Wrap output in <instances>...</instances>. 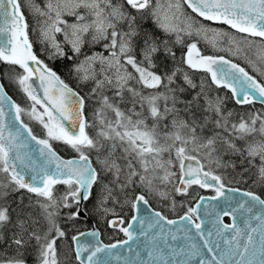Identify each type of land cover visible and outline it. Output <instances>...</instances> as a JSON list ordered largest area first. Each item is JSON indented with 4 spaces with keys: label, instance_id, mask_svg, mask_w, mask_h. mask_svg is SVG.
<instances>
[{
    "label": "snow or ice",
    "instance_id": "snow-or-ice-1",
    "mask_svg": "<svg viewBox=\"0 0 264 264\" xmlns=\"http://www.w3.org/2000/svg\"><path fill=\"white\" fill-rule=\"evenodd\" d=\"M183 3L204 20L226 24L243 35L237 38L227 32L192 23L177 27L169 22L167 15L160 14L159 0L155 4L153 0H125L124 4H114L113 0H47L43 8L33 5L35 13L43 18L39 29L41 42L54 49L49 59L66 56L64 48L56 40L57 33L63 34L64 43L71 46L73 54L81 52L86 43L85 36L89 34V42L102 43L107 53L85 57L73 69L81 81L93 82L91 95L99 96L100 107L94 113L95 124L90 125L84 116L85 98L33 52L28 38L29 25L21 11L20 0H0V61L22 69L15 82L32 101L28 115L43 126L47 135L46 139L33 135L32 129L21 119L25 110L11 100L0 83V173L6 174V181H0V200L6 199L10 192L24 189L47 201L41 204L46 224L43 230L39 220L24 215L13 220L9 208L0 206V239H4L5 233H10L9 246L15 245L17 252L16 256L0 260V264H26L24 253L29 246L36 249L38 264H59L56 241L66 237V231L57 220L60 211L75 208V211L66 213V219H79L84 211L81 205L90 199L94 185L101 188L97 207L104 214L116 216L114 209L106 207L109 201L120 203L119 194L127 197L129 192L135 193L137 189H140L139 194L133 195L128 202L137 214L141 205L148 214L143 218L132 216L127 226H124L122 218L110 219L108 226L118 229L126 237L116 243L104 244L98 231L73 235L71 240L79 264H110L105 257H113V249L134 239L130 229L136 223L141 230L145 224L148 229H159L152 236V241L169 235L176 240V232H183L184 238L191 242L179 252L172 249L173 256L199 257L198 264H264V199L251 191L227 187L223 177L211 170L205 171L199 159L200 149L207 150L205 154L211 156L218 150L219 143L225 154L238 155L241 165L246 162L256 167L257 181L264 183V142L248 143L245 147L235 143L257 131L264 135V114L231 122L232 113L224 111L223 100L218 96H208L203 85L191 99L182 98L186 89L177 83L178 70L171 73L153 71L157 67L155 61L161 55L175 60L176 53L167 40L142 31L135 14H150L165 34H176V43L184 42L181 33L189 38L195 37L197 42L186 45L184 62L189 68L209 74L216 87L228 89L237 104L254 103L257 95L253 93L258 94L264 103V82H258L244 67L228 58L242 53L247 55L245 49L252 50L253 44L257 43L249 38L258 37L256 58L264 62V0H183ZM125 4L134 12L126 10ZM167 7L180 12L181 5L179 2L169 3ZM67 16L75 17V20L69 23L65 19ZM175 19L178 17L174 13ZM199 40L226 55H202L197 48ZM138 44L142 59L136 55ZM67 59H72V56H67ZM184 81L190 88L197 87L187 75ZM144 89L150 91L145 93ZM106 90L113 93L112 97L104 94ZM126 93L131 103L127 111L120 107L125 102ZM179 105H183V109ZM137 106L141 111H137ZM108 111L113 113V118L108 117ZM65 122L71 127H67ZM91 126L98 127L95 137L86 131ZM29 141L39 146L37 151L42 158L39 165L33 164L31 157L22 152L29 147ZM50 141L68 145L78 154V159L61 158ZM189 144L192 145L191 152L196 155L189 152ZM118 150L120 155H117ZM173 150L180 169L175 181L176 174L169 170L173 161L162 159L163 153ZM93 152L96 153L95 165L98 167L91 159ZM257 158L259 165L255 164ZM244 171L248 168L245 167ZM58 184L67 188L60 197L54 195ZM160 185H165L163 190ZM167 185H172L171 191ZM193 186L212 189L216 195L208 199L224 198L231 207V211L215 213L213 228L207 233L198 212L205 207L204 204L189 206L186 213L175 220L153 210L147 199V194L152 193L162 200H170L175 210L176 201L172 194L186 196ZM226 192L239 194L241 199L235 200L236 206H232L233 197L226 196ZM204 200V197H199V201ZM241 209L246 214L241 221L242 226L236 223L237 217L233 215ZM256 209L260 211H254ZM210 214L205 211V216ZM225 216L230 217L232 223H224ZM181 221L187 223L176 227V232L165 228V225H180ZM192 229H195L194 233ZM142 234L148 236L146 231ZM195 237L202 241V245L195 242ZM205 249L211 259L204 258ZM136 255L138 257L139 253ZM148 256L150 261L158 259L160 264H170L161 250H150ZM114 258L119 259V256ZM175 264H190V261H176Z\"/></svg>",
    "mask_w": 264,
    "mask_h": 264
},
{
    "label": "trees",
    "instance_id": "trees-1",
    "mask_svg": "<svg viewBox=\"0 0 264 264\" xmlns=\"http://www.w3.org/2000/svg\"><path fill=\"white\" fill-rule=\"evenodd\" d=\"M29 0H20L21 3V11L24 13L25 19L29 25L28 28V38L29 41L33 45V52L37 54L38 58L41 59L49 68H51L53 71L57 73V75L62 79L66 84H68L74 91L78 92L82 97L85 98V107H84V116L86 120L89 122L90 125L93 124L94 118L93 117V111L91 108V105L94 104L95 100L99 99V96L91 95V90L93 88V85H91V82L89 81H81L77 78L76 73L73 71L74 67L77 65L79 57H81V53L79 54H73L70 47L65 45L63 46L66 56L65 57H55L52 59H49V56L51 54V51H48L47 47L40 49L39 41L40 34L38 31H36V25L33 19L32 20V14L30 13L28 5ZM115 3H121L124 4L125 0H113ZM27 4V5H26ZM125 8L128 11H133L130 9L129 6L125 4ZM137 15V22L141 28L142 31H146L150 34H154L157 37L167 40L169 46L173 49V51L176 53L175 60L168 59L164 57L163 55L160 56L158 60L155 61L157 67L154 69V71H157L158 73L166 72L171 73L173 70H178L179 74L177 76L179 79L177 80V83L182 85L186 91L182 93V98L191 99L192 96H194L197 93L198 86H201L202 82H197L195 85L197 86L195 89L190 88L185 82L181 80L182 75L181 74H192L194 75V79L201 78L205 81V84L208 85V87L211 89L212 92H214L215 85L211 83V80L209 79V75L205 72L190 69L186 63L185 60V52L187 51L186 45L188 44L186 41L184 43H176L175 39L170 36L166 35L160 29H158L155 25V23L152 21V17L150 14H139L135 13ZM68 21L70 19H67ZM99 50V49H97ZM136 55L138 59H140L142 56L140 55V46L137 45L136 49ZM67 56H72V59H67ZM143 58V57H142ZM22 72V69H19L18 66L9 65L4 63L3 61H0V79L2 84L4 85V88L6 92L9 94V96L15 101L16 104L20 105L24 110L25 113L22 114L21 119L25 124L28 125L32 129L33 135L37 136L40 139H46L47 135L45 130L41 127V125L34 121L28 113H30V109L32 106V101H30L25 93L21 90V88L18 86V84L15 82V78L17 75H19ZM177 72V73H178ZM192 89V90H191ZM105 95H108L109 97H112L113 93L109 90H106ZM128 94H125V99L128 98ZM221 98L224 100L223 108L224 111H230L234 112L235 116L244 117L241 114H244L247 112L250 113L249 109H246L244 107L237 106L232 98V95L230 92H228L225 88H221ZM181 109H183V105H179ZM251 110V109H250ZM239 118H230L231 122H239ZM92 127V126H91ZM91 127H88L86 131L90 136L91 135ZM250 138L251 135H247V138ZM50 143L53 145V148L56 150V152L63 158H72V157H78V154L71 149L68 145L58 142V141H50ZM238 146L243 147L244 144H238ZM229 155V154H228ZM91 154V158H92ZM229 158L230 162L228 164L232 166L233 164L236 165L237 163H240V158L237 156H231L224 157V159ZM227 164V162H224ZM249 171L245 172L244 168L241 170L235 171L238 181H241L236 188H239L244 191H251L255 194L259 195L262 199H264V183L258 182V181H251V179H254V173L255 170H253L252 173L250 171L252 169H249ZM248 175V176H247ZM251 175V176H250ZM2 178L0 181H6V174H1ZM234 177V175L232 174ZM252 177V178H251ZM195 190V188H191L192 190ZM67 191V188L63 184H58L55 186L54 189V195L56 197L62 196ZM198 189L196 188V193ZM138 192V191H136ZM135 192V193H136ZM95 190L92 189V194L90 196V199L86 201L83 205V209L87 215L86 219H77L75 221H68L66 219V213L69 211H75V208L73 209H65L62 211V213L58 216L60 219L62 218V224L59 222L60 227L66 231V237L60 238L56 241V247H57V258L59 260V264H78L75 260V256L73 254L72 249V240L71 237L75 234H78L79 232H84L89 229L90 222H94L98 229L102 230V223L99 219H96L95 216L92 214V209L95 206ZM21 195H28L29 194L24 191L23 189L15 192H10V195L4 199L0 200V203H6L7 207L9 208L10 214L13 218V220L16 219L18 215H24L29 216V214L33 215V208L31 207V204L28 202H25L23 199V196ZM134 195V193H133ZM33 218V217H32ZM105 224V223H103ZM10 233L4 234V239H0V250L6 251L7 253H17L15 245L9 246L8 236ZM113 239H109L107 234H102L101 232V239L104 243L110 244L113 242L121 241L123 239V236L121 233H116L112 236ZM33 254V255H32ZM24 259L26 260V264H37L36 256L34 255V251L29 246L27 252L24 253Z\"/></svg>",
    "mask_w": 264,
    "mask_h": 264
},
{
    "label": "rangeland",
    "instance_id": "rangeland-1",
    "mask_svg": "<svg viewBox=\"0 0 264 264\" xmlns=\"http://www.w3.org/2000/svg\"><path fill=\"white\" fill-rule=\"evenodd\" d=\"M46 2H47V0H29L28 1V7H29V10H30V13L33 15L32 17V20L33 19H35L34 20V22H35V25H36V31H38L39 32V29H40V22L42 21V17H40V16H38V14H36L35 13V11H34V9H33V5H36V6H39V7H41V8H43L44 6H45V4H46ZM157 2V0H153V3L155 4ZM177 2H179L180 3V5H181V7H180V12H176L175 11V9L173 8L172 10H169L168 9V7H167V5L169 4V3H171V4H175V3H177ZM114 4H116L115 2H113ZM159 3H160V5H161V9H160V14L161 15H167V17H168V20H169V22L170 23H174L177 27H183V26H185L186 24H188V23H192V24H195V25H197L198 26V24L196 23V18L191 14V12L185 7V5H184V3H183V0H159ZM80 11L81 12H84V9H80ZM175 13V15L178 17V19H175V20H173V14ZM181 13H182V15H181ZM65 19H70L69 20V23H71V22H73L74 20H75V17H73V19H71V16H67V17H65ZM157 25V24H156ZM158 27V26H157ZM158 29H160V28H158ZM160 31H162L161 29H160ZM163 32V31H162ZM164 33V32H163ZM40 34V33H39ZM166 35H168V34H166ZM170 36H172L175 40H176V34L175 33H173V34H170ZM181 36H182V39H183V41H186L187 43H192V42H197L196 41V38L195 37H193V38H189L188 36H186V35H184L183 33H181ZM233 36V35H232ZM235 37H237V38H239L238 36H235ZM250 39V38H249ZM56 40L58 41V42H60V44H61V46L63 47V46H65V45H67V46H69L70 48H71V46L70 45H68V44H66V43H64V36H63V34L62 33H57L56 34ZM254 41H256L257 43H254L253 44V48H252V50H247V48L245 49L246 50V52H247V55H245V54H241V55H239L238 57L237 56H229V58L230 59H234V60H236V61H238L239 63H241L242 65H244L245 67H247V68H249V70L251 71V72H253L254 74H256L257 76H259L263 81H264V62H261V61H259V60H257V58H256V52H257V50H258V48H259V40L258 39H253ZM85 41H86V43L84 44V46L81 48V57H79V60H78V63L77 64H79V63H81L82 61H84L85 60V57H88V56H92V55H94V54H97V53H103L104 55H107V53L104 51V48H103V46H102V43H97V44H93V43H90L89 41H90V34L89 35H87V36H85ZM202 42L203 43H206V42H204L203 40H202ZM184 43V42H183ZM39 44H40V49H43V48H45V47H47V49H48V51H51V53L54 51V49H52L51 47H49L48 46V44L46 43V42H41V41H39ZM208 47L210 48L211 46H209L208 45ZM197 48L199 49V47L197 46ZM97 49H99V50H97ZM200 50V49H199ZM200 52H201V50H200ZM224 53V52H223ZM225 54V53H224ZM186 65H187V63H186ZM188 66V65H187ZM95 67L97 68V70L99 69V64H97V65H95ZM190 69H192V68H190ZM196 70V69H195ZM129 71H132V69L129 67ZM173 71H176V70H173ZM178 72V71H177ZM177 74H179V72L177 73ZM89 82H91V85H93V87H94V84H93V82L91 81V80H89ZM132 83H134V82H132ZM136 87L139 89L140 88V86L139 85H136ZM203 88H204V86H203ZM205 90V89H204ZM145 93H147L148 91H150V90H147V89H144L143 90ZM206 91V90H205ZM209 96V95H208ZM212 96V95H211ZM210 96V97H211ZM218 95H216V96H213L212 98H215V97H217ZM219 97V96H218ZM129 97L128 98H126L125 99V102L124 103H121L120 104V107H121V109L122 110H125V111H127V109L128 108H130L131 107V103L129 102ZM222 99V98H221ZM223 100V99H222ZM223 103H224V100H223ZM33 106V105H32ZM32 106H31V108H32ZM100 107V105H99V99H97V100H95V102H94V104H92L91 105V108H92V111H93V117H94V113H95V111L98 109ZM37 108L39 109V106H37ZM31 110V109H30ZM40 111H42V109H39ZM137 111H141V109L139 108V106H137ZM250 111V110H249ZM228 112H230V111H226V113H228ZM230 113H232V115H231V119L232 118H244L245 120H248L249 119V117L251 116V113H249V112H247V114L246 113H244V114H241V115H243L244 117H239V116H235L234 115V112H230ZM146 114V113H145ZM107 115H108V117L109 118H113V113H111V111H108V113H107ZM135 118V117H134ZM33 119V118H32ZM34 121H36V122H38L37 120H35V119H33ZM39 123V122H38ZM148 123L149 124H151V120L149 119L148 120ZM40 124V123H39ZM95 124V118H94V122H93V124L92 125H94ZM41 125V124H40ZM41 127L43 128V126L41 125ZM94 127L95 126H92L91 127V135L93 136V137H95L96 136V133H97V131H98V127H96V129H94ZM256 127H257V129L259 128V121H257V125H256ZM44 129V128H43ZM45 130V129H44ZM169 130H171V129H169ZM161 131H163V129H161ZM45 132H46V130H45ZM224 135H227V133H224ZM258 137H261V139L262 140H259V138ZM264 140V135H261L258 131L256 132V134L254 135V134H251V137L249 138H247V136H245L244 137V139H239V140H236L235 141V143L238 145V144H241L242 143V145L244 144V146L243 147H245L248 143H260V141H263ZM164 141H163V139H161V143H163ZM187 148H188V150H189V152H191V149H192V145L191 144H189L188 146H187ZM217 151L216 152H214V153H212V155L211 156H208V155H206L205 153H206V151L207 150H205V149H200L199 150V158H202V159H204L205 161H206V164L207 165H210V163L211 162H214L215 163V161H218L217 160V155L221 152V164H222V166H221V170L223 171V172H225V170L224 169H228L227 167V165H225V163L224 162H228V161H230L229 160V158H226V159H224V157H229V155H231V156H237V157H239L238 155H236V154H232L231 152H228L227 154H225L224 153V150H223V146L222 145H220L219 143L217 144ZM191 154L192 155H196V153L195 152H191ZM229 154V155H228ZM117 155H120V153H119V150L117 151ZM92 156L95 158L96 157V154H95V152H93L92 153ZM164 155H162V159H164ZM175 157H176V155H175ZM240 158V157H239ZM211 161V162H210ZM240 162V161H239ZM256 164V163H255ZM174 165V164H173ZM224 167H226V168H224ZM232 167V166H231ZM245 167H247V168H249V169H252L251 171H250V173H252L253 172V170H255V173H254V175H252V176H255V174H256V172H257V170H256V167H251V166H249V165H247V163L245 162V164L244 165H241V163H237L236 165H235V167H234V170L235 171H237V170H241L242 168H245ZM176 168H177V178L179 177V174H180V172H179V161L178 160H176ZM169 170L171 171V172H174L173 170H172V166H171V168H169ZM249 171V170H248ZM245 172H247V171H245ZM1 174L2 173H0V179L2 178V176H1ZM161 175H162V172H161ZM248 176V175H247ZM251 176V175H250ZM257 176V175H256ZM168 186H170V185H167V187ZM160 187H161V189L163 190L164 188L160 185ZM191 188H193V187H191ZM191 188H189L188 189V195H186V196H184V195H179V194H175V193H173V195H174V198L173 199H175V201H176V203L178 204H176V207H175V210H173L172 209V211L173 212H176L177 214H180V213H182V212H184L185 211V208H186V203H188L189 202V200H191V198H193V196L195 195V194H200V193H196V190H192L191 191ZM138 190H140V189H137V191ZM171 191V190H170ZM132 192H129V194H128V196L127 197H125V195L124 194H119V201H120V203H116V204H114V203H112L111 201H109V203L106 205V207H108V208H110V209H114L115 210V208H116V210H118V211H120L121 213H123L122 211H121V209H122V207H125V210H126V208L129 206V200H131L132 199V194H131ZM21 196H26V195H21ZM99 196H100V193H99ZM99 196H98V194H97V203H96V205L93 207V209H92V214H93V216H95V218L96 219H99L100 221H101V223H103L104 222V216L106 215V214H104L101 210H98V207H97V205H98V199H99ZM190 197V198H189ZM95 200V201H96ZM32 201V200H31ZM29 201L30 203H31V206H33V207H35V205H39V210H37V209H35V210H33V215H31V214H29V216H31V217H33V218H35V219H37V220H39L40 221V226H41V228H42V230H43V228L44 227H46V224H45V221H44V211H43V209L41 208V204H42V201H45L43 198H41V197H37V199H35V202L34 201ZM45 202H47V201H45ZM0 206H5V207H7V205H6V203L4 204V203H0ZM166 209H168V207L166 208ZM65 209H61V211H60V214L62 213V211H64ZM169 210V209H168ZM184 210V211H183ZM57 220H58V223L60 222H62V218L60 219L59 217L57 218ZM62 224V223H61ZM34 243V242H33ZM31 248L33 249V251H34V255L36 256V260H37V255H38V253H37V251H36V249L34 248V247H32L31 246ZM33 255V254H32ZM37 264H38V260H37Z\"/></svg>",
    "mask_w": 264,
    "mask_h": 264
},
{
    "label": "water",
    "instance_id": "water-1",
    "mask_svg": "<svg viewBox=\"0 0 264 264\" xmlns=\"http://www.w3.org/2000/svg\"><path fill=\"white\" fill-rule=\"evenodd\" d=\"M185 5L187 6V4H185ZM188 9L191 11L190 8H188ZM193 14L195 16H197L196 13H193ZM197 17L200 18V19H202V20H204L202 17H199V16H197ZM205 21H208V20H205ZM0 22H2V21H0ZM208 22L213 23V24H221V25L227 27L229 30H231V31H233V32H235L237 34L243 35L241 33L236 32L234 29H231L226 24L216 23V22H213V21H208ZM254 39H259L260 40V38H258V37L257 38H254ZM0 83H2L1 82V79H0ZM253 94L254 95H257V99L254 102V104H258V105H261V106L264 107V103H261L260 98L258 97V94H255V93H253ZM7 95L9 96L8 93H7ZM11 100L14 101L12 98H11ZM233 100L235 102V98H233ZM235 104L238 105V106L245 105V104L240 105V104H237L236 102H235ZM65 125L67 127H71L70 125L67 124V122H65ZM25 135H27V134L25 133ZM38 147L39 146L36 145L35 142L29 141V147L27 149H23L22 150V152H26L28 154V156L31 157L32 162L35 165H39L42 162V158L39 156V153L37 151ZM61 158H63V157H61ZM63 159H65V160H67V159H78V157L63 158ZM185 163H188V162L186 161ZM231 188H233V187H231ZM202 190H212V189H202ZM24 191H26V190H24ZM27 193H29V192H27ZM29 194L35 195L33 193H29ZM225 195L226 196H229V197H233L232 206H236L235 205V200L236 199H241V197L237 193L226 192ZM204 198H205L204 201H198L197 203H202V204L205 205V207H201L198 210V212H199V215L204 220V230H205V233H207V231H209V230H211L213 228V224H214L215 219H216L215 213L220 212L222 214V210H229V211H231V207H230L229 203L227 201H225L224 198H220L219 200H210L207 197H204ZM84 203H86V201H84L82 203V205H81L82 208H83ZM206 210L208 212H210L211 214L205 216V211ZM254 211L259 212L260 209H256ZM147 214L148 213H146V210H145V208H144L143 205H141L139 214H137L133 210V216L134 215H139L141 218H143ZM233 215H235L237 217L236 223L237 224H241V221H242L243 217L246 214L241 209V210H238V211L234 212ZM86 218H87V215H86L85 211H83L81 213V216H80L79 219H83L84 220ZM225 219L228 220V223H232V220H231L230 217H227V216L223 217V222L224 223H226L224 221ZM175 220H179V218H177ZM129 222H131V219L129 220ZM186 223H187L186 221H181L180 222V225H177L175 227L174 226L165 225V228L166 229H171L172 232H176V227L182 226V225H184ZM255 223H256V221L253 220V224H255ZM241 226H242V224H241ZM189 227H191V226L189 225ZM90 231H98L99 232V230L96 228V226H95V224L93 222H90L89 229L86 230V231H84V233H87V232H90ZM130 231L133 233L134 239L131 240V241H129V243L127 245H124L123 247H120V248H117V249H113L112 250L113 257H105V259H108L110 261V264H125L126 261L128 262V264H160V261L158 259H153L151 261L149 260L148 252L150 250H153V249L161 250L163 252V255H164L165 259L169 260L170 264H175L176 261H182V260H189L190 261V264H198V262H199V257L189 258L186 255H176V256H173L172 255V249H175L177 252H179V250L181 248H185L186 249L187 248V245L191 242V241H188V240H186L184 238V233L183 232H176V235H177V239L176 240H172L171 236L169 235V236H166L164 239H156L155 241H152L151 240L152 236L153 235H156L159 232V229L158 228L148 229L147 228V225L145 224L144 229L141 230L140 227H139V224L136 223V224L133 225V227H132V229H130ZM145 231L148 233V236L147 237H145L142 234ZM192 231L194 233L195 229H192ZM81 239L83 240L85 238L82 237ZM87 239L91 240L92 238L91 237H88ZM99 239L101 240V236L100 235H99ZM125 239H126V237H125ZM194 240H195V242L197 244L202 245V241H200L198 237H195ZM72 248H73V253L75 255V245L73 243H72ZM129 248L132 249L131 252L128 251ZM203 252H204V258L205 259H211V257L207 255L206 249L203 250ZM137 253H139V256L138 257L136 255ZM83 255L86 256L87 253H84ZM115 256H119V259H115L114 258ZM77 263L79 264V261H77Z\"/></svg>",
    "mask_w": 264,
    "mask_h": 264
},
{
    "label": "flooded vegetation",
    "instance_id": "flooded-vegetation-1",
    "mask_svg": "<svg viewBox=\"0 0 264 264\" xmlns=\"http://www.w3.org/2000/svg\"><path fill=\"white\" fill-rule=\"evenodd\" d=\"M189 10V9H188ZM193 15V14H192ZM195 18H196V23L198 24V26H200V25H203V26H206L207 28H210V29H215V30H220V31H224V32H227V33H229L230 35H233V36H238V37H241L242 35H239V34H237V33H235V32H232L231 30H229V29H227L226 27H224V26H222L221 24H213V23H210V22H208V21H205V20H201V19H199L198 17H196L195 15H193ZM152 17V16H151ZM208 45L209 44H207V43H203L202 41H200L199 40V42L197 43V46L199 47V49L201 50V54L202 55H226V54H224L223 52H221V51H218V50H216V49H213L212 47H208ZM210 46V45H209ZM186 53H187V51L185 52V56H186ZM229 58V57H228ZM140 59H142V57L140 58ZM230 59V58H229ZM233 60V62H235V63H237V64H239V65H241V66H243L244 68H245V70L249 73V74H252V76H254L256 79H257V81L258 82H264L259 76H257L256 74H254L253 72H251L250 70H249V68H247V67H245L244 65H242L241 63H239L238 61H236V60H234V59H232ZM153 71H154V69H153ZM182 75V77H181V80L183 81V82H185L184 81V76L185 75H187L188 76V78L192 81V83L193 84H196L197 82H202L203 84V86H204V89L206 90L205 92L207 93V95H209V96H211V97H213V96H216V95H218L220 98H221V87L220 88H218V87H216V85L214 86L215 87V91L214 92H212V88L210 89L209 87H208V85L207 84H205V81L203 80V79H201V78H196V80L194 79L195 77H194V75H192V74H190V73H186V74H181ZM209 75V74H208ZM209 79L211 80V78H210V75H209ZM198 90H197V92H200L201 91V86H198V88H197ZM162 90V89H161ZM192 90V89H191ZM238 106V105H237ZM239 107H244V108H246V109H251L250 110V113H251V115H255V114H264V107L263 106H261V105H258V104H254V103H252V104H245V105H243V106H239ZM94 129H96V126L94 127ZM254 135L256 134V132L255 133H253ZM259 138V140H262L261 139V137H258ZM260 142H264V140L263 141H260ZM96 154V153H95ZM162 155H164L165 157H164V159L163 160H169V159H171L172 161H173V164L174 165H172V170L174 171V173L176 174V176L173 178L174 179V181L176 180V178H177V168H176V157H175V151L173 150L171 153H168V152H165V153H163ZM92 160H93V162H94V166H97L98 167V165H95V160H96V157L94 158V157H92L91 158ZM200 160H201V163L204 165V170L205 171H208V170H211V171H213L215 174H217V175H220V176H222L223 177V180H224V183L226 184V186L227 187H235V186H237V181L239 180V179H237V176H236V173H235V170H234V167H231L229 164H228V162H230V161H228L227 162V164H225V165H227L228 167V169H224L225 170V172H223L222 170H221V166H222V164H221V152L217 155V160L218 161H215V163L214 162H211L210 163V165H207L206 164V161L204 160V159H202V158H199ZM259 158H257L256 159V161H255V163H256V165H259ZM169 168H171V166L169 167ZM224 168H226V167H224ZM256 170H257V168H256ZM179 172H180V169H179ZM232 174L234 175V177L232 176ZM257 172H256V174H255V176H254V179L252 178L251 179V181H257ZM106 182V181H105ZM240 182H242V180L241 181H238V185L240 184ZM163 188L165 187V185H161ZM177 186H178V184H177ZM171 188H172V185H170V186H168V190L170 191L171 190ZM193 188H195V190H196V188L198 189V193H200V194H195L194 196H193V198H191V200H189V202L188 203H186L185 205H186V208H185V211L184 212H182V213H180V214H177L176 212H173L172 211V206H171V201L170 200H162V199H160L158 196H156V195H154V194H152V193H148L147 194V199L149 200V202H150V205H151V208L153 209V210H155V211H160L163 215H165L166 217H168L169 219H177V218H180L182 215H184L185 213H186V211H187V208L189 207V206H194L198 201H199V197H207V198H210V197H212V196H215L216 195V193L213 191V190H202L201 188H199V187H196V186H193ZM236 188V187H235ZM93 189L95 190V200L97 199V194H98V196H99V193H100V191H101V188H100V186L99 185H94L93 186ZM137 191V190H136ZM139 192H140V190H138V192H136V193H134V195L135 194H139ZM29 194V193H28ZM132 194V197H133V192L131 193ZM172 198H174V195L172 194ZM190 198V197H189ZM23 199L25 200V202H28V203H30L29 201H34L35 202V199H37V196L36 195H32V194H29V196L27 195V196H23ZM31 201V202H32ZM130 201V200H129ZM42 203H47V202H45V201H42ZM96 203H97V200H96ZM96 203H95V205H96ZM178 203V202H177ZM176 203V204H177ZM31 204V203H30ZM178 205V204H177ZM32 208H33V210H35V209H37V210H39V205H35V207H33V206H31ZM168 207V209H166ZM35 208V209H34ZM121 211L123 212V213H121L120 211H118V210H116V208H115V213H116V216H113L111 213H109V214H106L105 216H104V222L103 223H105V224H103L102 223V230L100 231L99 229H98V227H97V225L95 224V226H96V228L99 230V232H100V236H101V232H102V234H107L108 235V238L109 239H113L112 238V236L114 235V234H116V233H121L122 234V236H123V239L121 240V241H123L124 239H125V236H124V234L122 233V232H120L118 229H113V228H110L109 226H108V221L110 220V219H117V218H122L124 221H125V225L124 226H126L127 224H128V222H129V220L132 218V216H133V209H132V207H131V204L129 203V206L126 208V210H125V207H122V209H121ZM226 223H228V221L227 220H224ZM198 222V221H197ZM118 242V241H117ZM113 243H116V242H113ZM105 244H107V243H105ZM111 244V243H110ZM17 255V253H7L6 251H1L0 250V260H6V259H8V258H10V257H13V256H16Z\"/></svg>",
    "mask_w": 264,
    "mask_h": 264
}]
</instances>
